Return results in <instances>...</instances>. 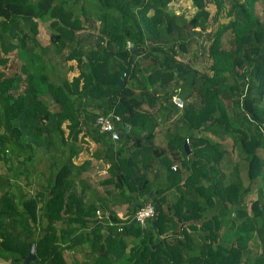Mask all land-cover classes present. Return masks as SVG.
<instances>
[{
  "label": "trees",
  "instance_id": "trees-1",
  "mask_svg": "<svg viewBox=\"0 0 264 264\" xmlns=\"http://www.w3.org/2000/svg\"><path fill=\"white\" fill-rule=\"evenodd\" d=\"M171 1L0 0V66L19 61L0 71L5 264H24L30 242L47 264H264V0H211V15L190 0L188 17ZM107 113L119 119L99 131ZM121 196L126 215L151 202L144 227L94 217Z\"/></svg>",
  "mask_w": 264,
  "mask_h": 264
},
{
  "label": "rangeland",
  "instance_id": "rangeland-1",
  "mask_svg": "<svg viewBox=\"0 0 264 264\" xmlns=\"http://www.w3.org/2000/svg\"><path fill=\"white\" fill-rule=\"evenodd\" d=\"M168 6L173 9L175 12H182L185 16H190L194 10V7L191 5L190 3V0H175V1H171L169 2ZM206 9L208 10L209 14L211 15L212 12L214 11V4L211 0H206ZM155 14L156 16L160 15L161 14V10L160 9H157L155 10ZM215 24V21L212 19V17H210L208 20H207V27H206V30H205V35L203 37V40H202V44L204 45V47L206 46L207 42H208V39L206 38L207 37V32H209L211 30V28L214 26ZM48 33H49V27H48V22L47 21H42V20H38V23H37V38L39 39V41L42 43V44H46L48 42ZM11 52V51H10ZM55 48L53 45L50 46V49H49V52L48 54H52V53H55ZM12 53V52H11ZM11 53L9 54V59L8 61L4 64V65H1L0 66V71L4 73V75H9L11 73H13L14 71H19L18 69V63L19 61L11 56ZM193 64H195V66L198 68V69H206V66L209 62V58L207 57L206 55V52H205V49L204 50H200V53L199 51L197 52V55H196V58L192 60ZM70 74V73H68ZM173 122L172 120H168V121H165L162 123V125L158 126V127H162V128H165L167 131L171 130L172 127H173ZM160 131H157V135H156V144L158 145L159 144V137L161 136V133H159ZM162 132V131H161ZM232 158L228 157V156H225L223 159H222V162H221V166L222 169L224 171H230V169L232 168ZM0 169L3 171L5 168L3 165H1L0 163ZM96 175H92L90 176L91 179H96L98 177H101V176H104L106 175V172H102V173H95ZM231 174V173H230ZM40 180H43L40 179ZM263 188H264V184H263ZM255 197V193L252 192L248 195V199L250 200L251 198H254ZM117 201H119V203L117 205H115V207L113 208V211L115 212L116 215H118L119 217L121 218H124L126 217V205H127V202L125 200L124 197H120ZM106 205L108 204V201H106L105 203ZM229 234L231 232H233L232 230L228 231L226 230ZM226 236L228 234H226V232L224 233ZM229 238V237H228ZM2 264V263H0Z\"/></svg>",
  "mask_w": 264,
  "mask_h": 264
},
{
  "label": "built area",
  "instance_id": "built-area-1",
  "mask_svg": "<svg viewBox=\"0 0 264 264\" xmlns=\"http://www.w3.org/2000/svg\"><path fill=\"white\" fill-rule=\"evenodd\" d=\"M172 102L177 106L181 107L182 99L179 98L177 95H172L171 97ZM114 117L118 120V116L113 113H107L104 115H99L96 117V124L99 131H106L112 130L114 126V122L112 121L111 117ZM186 140V139H185ZM171 167L174 169L175 164H172ZM154 208L151 202H142L135 207L130 215H126V217L121 218L119 222H115L111 219V215L109 211L105 208H95L94 210V217L98 220H101L102 224L104 225H116V230H120L123 223L125 222L126 218L133 220L138 225L144 227L148 220L153 216ZM32 264H47L46 262H33Z\"/></svg>",
  "mask_w": 264,
  "mask_h": 264
},
{
  "label": "crops",
  "instance_id": "crops-1",
  "mask_svg": "<svg viewBox=\"0 0 264 264\" xmlns=\"http://www.w3.org/2000/svg\"><path fill=\"white\" fill-rule=\"evenodd\" d=\"M159 133H161V136L159 137V144L158 145H164V143H165V139H166V135L165 136H162V132L160 131ZM157 135V134H156ZM156 137L154 138V141H155V144H156ZM157 145V144H156ZM99 161H97V163H98ZM102 172H106V167H105V165H98V166H95V169H92L91 171H90V176H92L93 174L94 175H96L95 173H97V174H99V173H102ZM106 174H107V172H106ZM105 176V175H104ZM101 177H103V176H101ZM90 180H95V179H91V178H89ZM97 179V178H96ZM92 184H93V182H91ZM127 202V201H126ZM119 203V201H115V202H113L112 204H110V206L108 207V208H106V207H99V208H106V209H108L109 211L111 210V211H113V208L115 207V205H117ZM114 212V211H113ZM80 258H81V256H80ZM0 263H2V264H5V262L4 261H2V260H0Z\"/></svg>",
  "mask_w": 264,
  "mask_h": 264
},
{
  "label": "water",
  "instance_id": "water-1",
  "mask_svg": "<svg viewBox=\"0 0 264 264\" xmlns=\"http://www.w3.org/2000/svg\"><path fill=\"white\" fill-rule=\"evenodd\" d=\"M130 50L132 51V48H131ZM123 74H124V71L121 70V72H120V77H122ZM120 83H121V81L118 82V84H120ZM125 128H127V125H125ZM116 133H117V131L115 130V131L113 132V136L117 135ZM183 146H184V148H185V151L187 152V144L184 143ZM137 205H138V204H137ZM131 221L133 222V220H131ZM30 261H32V262H37V261H38L36 255H35V253H34V242H30V243L28 244L27 253L25 254V256H24V258H23V263H24V264H29Z\"/></svg>",
  "mask_w": 264,
  "mask_h": 264
},
{
  "label": "clouds",
  "instance_id": "clouds-1",
  "mask_svg": "<svg viewBox=\"0 0 264 264\" xmlns=\"http://www.w3.org/2000/svg\"><path fill=\"white\" fill-rule=\"evenodd\" d=\"M139 205V204H138ZM137 206V205H136ZM106 209V208H105ZM108 210V209H107ZM109 211V210H108ZM110 213V212H109ZM35 263V262H34Z\"/></svg>",
  "mask_w": 264,
  "mask_h": 264
}]
</instances>
